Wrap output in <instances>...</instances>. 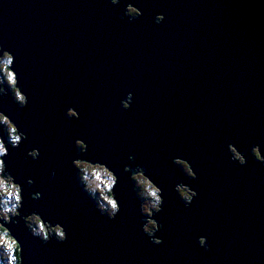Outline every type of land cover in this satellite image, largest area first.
I'll return each instance as SVG.
<instances>
[{"label":"water","instance_id":"obj_1","mask_svg":"<svg viewBox=\"0 0 264 264\" xmlns=\"http://www.w3.org/2000/svg\"><path fill=\"white\" fill-rule=\"evenodd\" d=\"M136 2L145 12H163L165 21L156 26L144 15L129 24L117 17L123 5L89 0H0V44L14 53L18 87L28 99L21 108L11 95L0 97V114L17 136L16 125L26 133L21 153L31 147L41 153L32 161L13 150L8 159L18 181L34 180L24 185L21 211L39 208L62 222L68 238L43 244L22 221L5 227L20 238L24 264H264V166L248 154L240 167L225 150L227 142L246 152L259 143L264 154V0ZM85 58L91 67L81 71ZM8 70L20 91L11 62ZM126 91L134 104L123 110L116 98ZM69 102L78 120L71 109L74 119H65ZM76 137L120 177L115 220L75 187ZM0 139L7 146L2 125ZM128 152L161 178L160 246L139 229L137 200L120 171ZM173 155L188 159L199 176L193 184L199 196L189 208L171 190L186 180L168 165ZM37 190L41 199L30 200ZM199 234L208 237L210 254L194 247Z\"/></svg>","mask_w":264,"mask_h":264},{"label":"clouds","instance_id":"obj_2","mask_svg":"<svg viewBox=\"0 0 264 264\" xmlns=\"http://www.w3.org/2000/svg\"><path fill=\"white\" fill-rule=\"evenodd\" d=\"M89 3L100 7L109 4L113 8L123 5L122 9L118 11L117 17L120 21L123 22L126 20L129 24L134 23L144 15L149 16L151 18V23L156 26H160L165 21V14L163 12L154 9H147L145 12L142 10L141 6H138L136 0H89ZM185 27H189V25L185 23ZM79 29L80 26L76 25L75 30ZM0 58L11 62V68L15 72L18 87V73L14 70V53L4 44H0ZM6 66L7 65H5V67ZM87 67H91V65L88 64L87 58H85V63L81 65L80 70L84 71ZM8 80H12L11 73L8 74ZM0 90H2V92H0V97L11 95L13 101L16 102L19 107L23 108L27 106V96L20 88V91L14 93L13 88L10 87L8 83H0ZM21 93L23 94L21 95ZM116 99L123 110L130 109L134 104L132 91L123 92L118 95ZM176 102L180 103L181 100L177 98ZM70 109L78 113L76 108L72 106L71 102H69L64 109V117L66 120L74 119L69 115ZM79 118L80 116L78 113V116H76L75 119L78 120ZM200 119L201 117L199 115L192 116L194 122H197ZM224 126L226 128L229 127L227 121H224ZM16 128L19 131V135L13 137L14 142L8 143L7 146L0 144V264H24L22 242L13 230L9 233L5 224H7V228L12 229V225L22 221L28 233L33 238L39 239L43 244H46L53 239L57 243H63L68 238L67 231L62 222L46 218V215L42 213V210L39 208L31 207L26 212L21 211L24 206V185L26 184L31 188L34 184V180L26 176L23 183L18 181L16 176L13 175V170L8 163V159L13 155V150H16V155H20L22 159H31L32 161H39L41 159V153L37 147L27 148L21 153L20 147L21 144L27 140V135L25 132L21 131L17 125ZM72 144L73 148L76 150V154L70 160V165L73 169L75 187L87 196L94 209L101 216L106 217L108 220H115L121 211L120 200L122 193L117 191L120 181L119 175L103 156L99 153H93L90 151L85 139L76 137L73 139ZM225 150L229 161L234 162L240 167L247 164L248 154H250L257 163L264 166V154H262V147L259 143H252L246 152L244 149L239 148L235 141L227 142L225 144ZM120 159V171L126 175L127 180L130 182L131 191L137 200L139 229L151 244L160 246L165 243L164 239L157 235V233L163 229V225L158 219H156V217L163 211L165 202L164 189L161 187V178L157 172L136 162L135 155L130 152L121 154ZM178 160L185 161L188 168L186 169L181 166V164L177 163ZM85 161L90 162V164L83 163ZM167 163L169 166L175 167L177 175L186 178V180L181 179L174 182L171 190L176 194L184 208L191 207L194 199L199 196V193L193 187V184L199 180L197 172L194 170L190 161L181 155H173L169 157ZM97 168L99 169V172L95 170ZM82 171L90 172L97 180L100 179V172H103L108 177L105 187L109 188L110 196L105 198V202L101 203L97 198L99 194H94L91 191V185L88 182V178L82 175ZM4 173H8V176L5 177ZM55 174V170L50 172L51 177H54ZM141 174L148 177L156 189L154 202H152L149 207H146V200L140 194V186L137 184L136 180L132 178L134 175ZM182 192L184 193L183 195L181 194ZM5 196L11 197L12 200L10 202H5L3 199ZM28 196L32 201H39L41 199V192L38 190L33 191L30 192ZM9 203L11 205L10 207L8 206ZM37 216L47 222L49 226L59 227H57L52 233L45 232L43 229L40 232H37L33 226ZM9 221H11V223H9ZM194 247L201 255L210 254L212 252V245L209 243L208 237L204 234L196 235ZM5 249L9 250L7 254H5Z\"/></svg>","mask_w":264,"mask_h":264},{"label":"rangeland","instance_id":"obj_3","mask_svg":"<svg viewBox=\"0 0 264 264\" xmlns=\"http://www.w3.org/2000/svg\"><path fill=\"white\" fill-rule=\"evenodd\" d=\"M4 62H5V65H6V63H8L9 61H6L5 60ZM4 62L3 63H0V74L3 76V77L0 76V79L2 80V78H5L6 80H8V74L11 73V72L8 69H7L8 71L6 70V68L4 66ZM12 81H13V79L11 81H9V82H12ZM4 123H5V121H4ZM5 125L7 126L6 123H5ZM9 133H11V132L8 131V135L6 134L7 137H8V141H9V143H13L14 140H13V138H11L9 136ZM83 163H86V162H83ZM86 164H89V163H86ZM95 170L97 172H99V169L98 168L95 169ZM82 175L83 176H86L88 178V182L91 185V191L94 194H96V193L99 194L97 198L100 200V202L101 203L105 202V198L108 197V196H110L109 188L108 187H105V183H106L108 177L103 172H100V179L99 180H97L94 176H92V174L90 172H84V171H82ZM134 180H136L137 184L140 186V194L146 200V207H149L151 205V203L154 202V197L156 195V189L142 175H134ZM181 194L183 195L184 193L182 192ZM3 199H4L5 202H10L12 200V198L9 197V196H5ZM8 206L9 207L11 206L10 203H9ZM36 219H38V218H36ZM33 226L35 227V229H36L37 232H40L43 229L45 232H48V233L54 232L55 229L58 227V226H56V227H52V228H49L48 229V227L46 228V226H44L41 222H39V224L36 223V222H34V225ZM8 251H9L8 249H5V254H7Z\"/></svg>","mask_w":264,"mask_h":264},{"label":"flooded vegetation","instance_id":"obj_4","mask_svg":"<svg viewBox=\"0 0 264 264\" xmlns=\"http://www.w3.org/2000/svg\"><path fill=\"white\" fill-rule=\"evenodd\" d=\"M5 60L3 59V58H0V63H3ZM4 64H5V62H4ZM8 64H9V62L8 63H6V65H7V69H8ZM6 69V70H7ZM8 71V70H7ZM0 76H2L1 74H0ZM3 77V76H2ZM0 83H8L9 84V86L10 87H12L13 88V90H14V93H15V89H14V87H13V81L12 82H9L8 80H6L5 78H2V80L0 79ZM17 92V91H16ZM4 121H5V123L7 124V126L5 125V123H4ZM0 125H2V130H3V135H4V141H5V143H9V141H8V137H7V135H8V131H10L11 133H9V136L11 137V138H13V137H15V136H17V133H16V131L14 130V128H12L13 126L8 122V120L2 115V114H0ZM10 128H9V127ZM7 134V135H6ZM13 141V140H12ZM0 143L1 144H3V141H1V139H0ZM4 145V144H3ZM184 165V164H183Z\"/></svg>","mask_w":264,"mask_h":264},{"label":"trees","instance_id":"obj_5","mask_svg":"<svg viewBox=\"0 0 264 264\" xmlns=\"http://www.w3.org/2000/svg\"><path fill=\"white\" fill-rule=\"evenodd\" d=\"M1 65H2V64H1ZM2 66H3V65H2ZM4 66H5V64H4ZM6 67H7V66H6ZM6 67H5V68H6ZM6 69H7V68H6ZM9 128H10V127H9ZM12 128H14V127H12ZM14 130H15V129H14ZM35 219H36V218H35ZM35 222L39 224V222H41V221H40L39 219H36Z\"/></svg>","mask_w":264,"mask_h":264},{"label":"bare ground","instance_id":"obj_6","mask_svg":"<svg viewBox=\"0 0 264 264\" xmlns=\"http://www.w3.org/2000/svg\"><path fill=\"white\" fill-rule=\"evenodd\" d=\"M50 228H52V227H50Z\"/></svg>","mask_w":264,"mask_h":264}]
</instances>
